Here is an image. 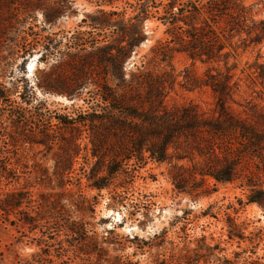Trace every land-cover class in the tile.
<instances>
[{"label":"trees","instance_id":"16d2710c","mask_svg":"<svg viewBox=\"0 0 264 264\" xmlns=\"http://www.w3.org/2000/svg\"><path fill=\"white\" fill-rule=\"evenodd\" d=\"M93 1L97 8L81 20L88 29L51 37L42 33L43 26L36 29L32 13L40 11L51 25L69 8V0H0V47L22 58L39 52L38 59L50 63L41 90L81 100L84 106L72 114L54 113L38 101L26 79L19 101L10 97L15 86L10 90L0 81L3 219L21 233L37 234L46 254L53 250L63 264H139L123 254L128 246L136 255L164 244H169L163 246L167 254L156 252L153 264H264V257L219 255V245L204 235L190 240L184 233L181 241H166V228L147 240L118 237L112 229L99 234L92 221L95 196L83 191L101 195L107 190L108 205L123 206L121 189L139 168L168 162L178 192L208 194V178L236 182L245 203L264 209V109L248 103L242 114L232 107L240 86L236 56L264 44V0H134L120 7L118 0ZM22 18L24 23L29 19L28 31L18 29ZM147 20L157 22L162 36L128 66L135 47L145 40ZM10 23L22 36L6 38ZM178 53L189 60L182 84L209 88L211 110L193 103L166 104L177 82L172 60ZM248 67L264 90V63ZM40 146L52 157L51 171L43 161L29 164L22 156ZM226 217L227 239H245L244 227ZM39 260L46 258L39 254Z\"/></svg>","mask_w":264,"mask_h":264},{"label":"rangeland","instance_id":"374dc122","mask_svg":"<svg viewBox=\"0 0 264 264\" xmlns=\"http://www.w3.org/2000/svg\"><path fill=\"white\" fill-rule=\"evenodd\" d=\"M69 1V8L51 25L43 21L40 11H33L34 22L39 25L36 29L43 26L42 33L51 37H63L64 34H70L75 30L88 29L81 20L87 14L95 11L96 3L93 0ZM124 1L134 0H118L115 1V5L123 6ZM243 1L251 3L255 0ZM105 8L109 9L110 7L106 6ZM22 19V25L18 26V29L28 31V27L31 25L29 19L25 23V18ZM11 24L7 27L10 30H7L6 38L22 36V32L17 34L18 29L10 28ZM146 25L145 40L135 47L133 52L135 54L131 56L128 66L132 61L138 62L140 56L145 54L152 44L162 36V28L157 25L156 21L147 20ZM0 49V67L3 68L0 72L2 75L0 81L4 82L6 87H10V90L14 89L13 86L16 88L10 95L11 99L20 100L18 94L26 79L33 86L38 101H41L54 113L72 114L79 107H84L81 100H72L63 94L45 93L41 90L39 82L50 63L39 60V52L34 51L22 58L12 54V51L5 46H1ZM235 59L237 63L235 73L240 78V86L235 103L232 104L233 109L245 114L248 103L264 109V90L258 82L252 80L253 75L250 74L252 69L248 67L254 62L264 63V44L250 46L240 51ZM172 64L178 77L173 90L166 97V104L193 103L205 111L211 110L213 95L209 88H188L182 84V70L189 64L188 58L182 53L175 54ZM3 118L8 120L7 113L3 114ZM169 152H172V147L169 148ZM22 156L28 158L29 164L33 160L43 161L49 171L52 170V157L42 146L22 152ZM174 162V159L171 160V163ZM180 162L186 163V161ZM169 165L168 162L160 164L147 162L139 168L133 181L128 183L127 188L121 189L125 198L123 206L108 205L107 190L103 189L100 191L101 195H97L96 190L84 187V193L88 197L95 196L93 199L97 202L94 210L95 218L92 220L95 222L96 231L101 234L105 230L112 229L118 237L137 235L147 240L166 228V241H181L180 236H183L184 233L189 236L190 240L204 235L211 245L217 243L220 251L216 250V252L227 258H233L235 252L240 253L241 259L264 257V209L256 203H245L244 191L236 182L215 183L208 178L206 183L209 188H212L208 194L192 196L178 192L171 184L168 175ZM78 166L79 164H76L75 168ZM1 188L5 187L0 186V192ZM227 215L236 218V221L244 227L245 239H227ZM9 220H14V216L10 215ZM182 227L185 231L182 230ZM21 231L22 229L10 224V221H5L0 212V264H63L62 259L56 257V252L53 253V250L50 249L52 254H46L47 246L36 242L37 234L26 230L21 233ZM179 244L181 245V243ZM163 246L168 249L169 244ZM163 246L146 248L144 254L136 255H132L133 248L128 246L123 254L129 255L133 261H139V264H153L152 256L156 252L167 254ZM39 254L46 258L43 263L39 260Z\"/></svg>","mask_w":264,"mask_h":264}]
</instances>
